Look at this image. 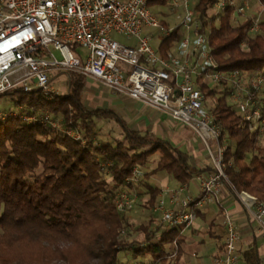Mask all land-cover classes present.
Segmentation results:
<instances>
[{"label":"trees","instance_id":"1","mask_svg":"<svg viewBox=\"0 0 264 264\" xmlns=\"http://www.w3.org/2000/svg\"><path fill=\"white\" fill-rule=\"evenodd\" d=\"M167 1L149 0V5H165ZM213 2L196 0L195 10L201 18V30L208 29V43L218 68L264 71V14L260 23L263 34L248 36L251 17L232 24V8L219 16L218 26H214L213 17L207 22ZM258 3L264 6V0ZM161 25L167 27L163 21ZM178 38V27L162 34L158 44L161 55ZM66 74L65 94L50 101L38 96L24 103L20 98L16 104L24 103L25 110L32 106L37 112L48 111L53 119L59 118L60 127L80 132L82 140L44 122L28 124L16 117L0 122V264H128V259H118V253L128 249L133 258L151 254L152 261L175 264L182 234L172 229L160 232L155 239L154 230L140 225L142 241L119 239L124 225L113 198L119 189H132L137 182L143 185V177L157 171L188 182L195 173L188 156L162 139L128 129L108 110L85 109L80 96L83 75ZM200 87L214 97L213 112L229 139L225 160H231V165L225 170V185L234 196L245 191L264 202V137L248 130L224 93L217 95L205 84ZM34 93L37 90L27 94ZM102 119L113 120L121 133L94 143L96 123ZM155 153L159 155L154 168L124 185L132 168H143ZM144 187L149 208L155 205L158 188ZM173 242L176 250L169 258ZM141 243H146L143 250L138 248ZM242 258L244 264H260L254 244L242 252Z\"/></svg>","mask_w":264,"mask_h":264},{"label":"built area","instance_id":"2","mask_svg":"<svg viewBox=\"0 0 264 264\" xmlns=\"http://www.w3.org/2000/svg\"><path fill=\"white\" fill-rule=\"evenodd\" d=\"M238 1L247 4L245 0H214L205 20L209 22L213 17L218 22L227 8L238 14ZM195 4L196 0H168L161 5L174 12L177 19L175 26L164 28L149 0H0V95L12 90H37L42 99L54 100L62 94L51 85V76L72 71L168 113L203 143L211 158V170L198 176L197 196L185 194L186 184L182 183L169 191L173 207H168L163 199L156 201L152 207V212L159 214L153 229L155 239L160 232L172 229L182 234L192 225L196 210L217 198L227 182L225 170L231 160H225V151L229 139L213 108L207 106L200 84L224 93L248 130L264 137V71L220 70L211 54L208 29L201 30ZM260 8L251 17L248 36L261 30L264 6ZM174 27H178L179 38L161 55L151 44L147 30L163 34ZM114 35L124 36L127 42ZM71 45L76 47L73 51ZM79 48L84 52H79ZM25 109L24 103L16 104L15 109H0V122L14 117L28 124L44 122L82 140L80 132L60 127L48 111L37 112L32 106ZM142 173L141 166L135 165L124 185L137 181ZM134 194L129 187L119 189L113 198L117 211L131 208L136 200ZM236 197L256 224L264 251V202L245 191L236 192ZM221 213L226 237L222 254L215 256L212 263L236 264L238 232L229 214L225 210ZM123 232L120 230V234ZM145 245L141 243L138 248L143 250ZM175 250L173 242L169 258ZM128 264L141 262L132 258Z\"/></svg>","mask_w":264,"mask_h":264},{"label":"crops","instance_id":"3","mask_svg":"<svg viewBox=\"0 0 264 264\" xmlns=\"http://www.w3.org/2000/svg\"><path fill=\"white\" fill-rule=\"evenodd\" d=\"M161 5H158L159 7ZM151 34V44L158 49V35L155 30H147ZM164 34V33H163ZM162 35V33H160ZM121 35H114L116 39ZM119 40V39H118ZM121 41V40H120ZM122 42H127L124 38ZM82 49H79V52ZM159 51V50H158ZM50 83L59 94L66 93L67 74L66 72H57L50 78ZM81 102L87 110H108L115 114L124 125L139 134H149L155 138L162 139L172 146L180 149L188 156V163L194 168L195 173L188 182H185V194L191 196L198 195L199 175H207L212 167V162L207 150L199 137L186 125L174 120L168 113L156 110L151 106L134 100L125 94L114 92L104 86L100 81L83 76V87L81 90ZM100 122H111L118 128L117 136L120 135L121 129L117 123L111 119H102ZM212 148L214 143H211ZM157 155L153 163H150L153 156ZM142 168L143 172H148L155 166L158 159V153ZM144 184L158 188V194L155 203L163 199L168 207H173L169 200V191L177 188L181 182L175 180L165 171H157L149 176L143 177ZM143 193L148 196L147 189L142 188ZM148 199V198H147ZM154 206V205H153ZM148 208L156 223L158 213L152 212V207ZM225 210L238 232L236 242V264H244L242 252L247 250L253 244L258 249L260 264H264V251L262 248V237L258 232L256 224L251 220L241 202L234 196L224 184L217 198L205 202L199 209L192 225L182 233L184 238L180 249L181 253L175 261V264H213L212 259L220 256L223 252V244L226 237V229L223 225L221 211ZM150 229V228H149ZM167 247V245H166ZM132 259V250L129 249ZM141 264H149L153 257L151 254H138Z\"/></svg>","mask_w":264,"mask_h":264},{"label":"rangeland","instance_id":"4","mask_svg":"<svg viewBox=\"0 0 264 264\" xmlns=\"http://www.w3.org/2000/svg\"><path fill=\"white\" fill-rule=\"evenodd\" d=\"M247 3V7L245 4L240 3L238 1L237 7L241 8V12L238 14L235 13V11L232 14V24H235L237 22H242L246 17H255L258 11L261 9L260 5L258 3V0H245ZM152 11L158 15V17L161 19V21L165 22L168 27H173L177 24L176 14L172 11H170L169 8L166 6H152ZM180 10L178 9V12ZM262 19V17H261ZM214 26H218V22H214ZM160 31L157 32L158 40H160L161 35ZM259 34H263V30L261 29ZM255 34H252L251 36H254ZM119 40L123 41L124 36H118ZM174 41V40H173ZM73 47L71 45V49L73 51ZM80 49V48H79ZM83 51V49L81 50ZM56 56L59 57V54L55 52ZM215 88V87H214ZM217 92V95L221 94V92ZM40 96L38 93L34 94H27L22 91H10L8 93L0 95V109L8 110V109H15L16 106V100L22 99V101L27 102L30 97L35 101L37 97ZM206 98V104L210 108H213L214 106V97L210 95L204 94ZM54 121H56L59 124V118H55ZM96 131L98 133V136L94 139V143H98L99 140L102 139H113L117 136L118 128L113 125L111 122H100L96 125ZM259 145L262 144V140L258 142ZM157 155L153 156V159H151L150 163H153ZM152 158V157H151ZM139 183V182H137ZM135 184L133 188L131 189L132 192H134L136 196V200L134 202V205L131 208H128L124 211H118L120 214L122 220H123V227L121 229L124 230L122 234H119V239H123L126 241H134L139 242L143 240V233L138 229V227L148 225L151 230L154 229L156 226V220L155 218L150 215L147 207V198L146 193H143V187L141 183ZM129 250V249H128ZM131 257L130 253L126 250H122L118 253V259L120 261H125ZM54 264V263H51Z\"/></svg>","mask_w":264,"mask_h":264}]
</instances>
